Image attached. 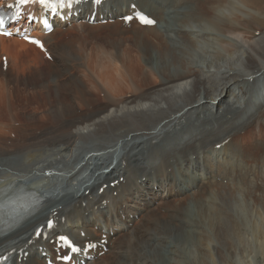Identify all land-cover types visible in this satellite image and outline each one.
Masks as SVG:
<instances>
[{"label":"bare ground","instance_id":"6f19581e","mask_svg":"<svg viewBox=\"0 0 264 264\" xmlns=\"http://www.w3.org/2000/svg\"><path fill=\"white\" fill-rule=\"evenodd\" d=\"M5 1L9 0H0ZM131 3L155 23L143 26L133 21L127 31L114 29L125 25L122 17L132 11ZM91 7L88 0L79 3L76 10L85 18ZM263 13L264 0H105L97 6L95 21L100 17L114 20L108 41L112 49L104 42L102 51L108 63L98 53L94 59L87 58V71L96 80L85 71V80L56 82L54 87L69 90V102L63 96H48L42 100L38 113L26 115V122L13 119L12 112H18L10 101H0V107L8 114L6 120L0 119V201L7 194L19 197L25 191L41 199V206L26 215L15 208L0 210V218L15 220L0 227V235L6 227L15 229L0 238V244L15 239L13 244L1 247H13L15 264H44L45 257L54 260V242L51 244L49 238L61 234L76 242L90 241L96 245L88 252L93 257L86 264H165L167 261L157 251L166 250L173 258L182 257L169 242L182 246L185 235L196 236V242L204 246V254L212 257L208 247L211 238L203 230H194L196 224L190 223L187 202L194 204L197 216L220 244L211 246L218 261L225 262L221 248L233 257L251 253L252 245L253 251L264 257V199L259 196L264 191V153L261 146L245 151L253 139L264 144V83L256 86L257 78L264 80V19L260 18ZM164 15L170 20L164 19ZM157 22L163 23L159 27L164 30L156 26ZM62 27L57 22L54 30ZM53 31L43 35L35 28L33 33L41 37L44 50L54 55L57 47L50 40ZM126 32L139 41L138 53L114 58V37ZM12 43L20 46L21 52L16 53L17 47ZM129 48L135 50V46ZM151 50L156 54L155 60L148 54ZM0 51L14 64L41 53L34 44L14 35L0 36ZM200 51L213 57L205 67L193 65L195 52L202 55ZM56 58L58 62L53 66L66 62ZM221 59L226 63L224 68L217 65ZM60 69L66 68L57 70ZM1 80L5 83L6 79ZM2 82L0 85L6 88ZM230 95L243 100L247 96L250 100L236 110L233 105L237 101H227ZM64 96L68 97L67 92ZM52 99L58 104H52ZM203 108L205 112L200 117L199 110ZM192 117L197 119L196 124H191L198 132L190 131L186 123ZM183 142L178 150L176 145ZM173 145L176 147L159 154V150ZM12 154L23 158L17 159L18 163L5 159ZM48 154L55 160L46 159ZM210 155H220V159L212 162ZM221 160L224 164L218 166ZM140 161L148 162L152 168L142 170L136 165ZM181 163L200 176L179 180ZM248 163L251 169L243 171ZM259 177L262 183H253V178ZM111 183L114 185L110 186ZM74 184L76 187L72 188ZM145 184L149 190L154 186L157 192L164 190L162 208L167 213L162 214L157 208L145 219L139 210H132L134 207L127 204L143 195ZM130 213L141 217V221L129 218ZM50 218L54 226H43L35 236L33 228ZM147 221L154 223V228L147 227ZM188 225L191 228L187 229ZM117 226L130 228L128 233L132 237L114 240ZM139 230L143 231L141 236ZM126 242L131 248L126 246L120 254V247ZM104 247L106 251L97 258ZM146 247L151 251H145ZM133 248H138L140 255ZM42 251L46 252L44 258H40ZM148 258L152 262L148 263ZM168 264H181V258L169 259ZM201 264H206L205 259Z\"/></svg>","mask_w":264,"mask_h":264},{"label":"rangeland","instance_id":"374dc122","mask_svg":"<svg viewBox=\"0 0 264 264\" xmlns=\"http://www.w3.org/2000/svg\"><path fill=\"white\" fill-rule=\"evenodd\" d=\"M263 15H264V13L260 16L261 19H264ZM164 19L170 20L165 15H164ZM113 21L114 20L111 19L105 23H91L90 24V23H86V19H82L81 16L74 17V19L71 20V22L63 24V27L60 30H56L50 35V40L53 42V45L57 47V50L55 49L56 51H55L54 55L50 51H49V56H46L45 54L40 53L39 55H36L34 57L29 58V60L26 59L24 62L21 61V64H19V63L14 64L13 60L12 61L8 60L9 58H6V56L4 54H1L2 52L0 51V70L3 72V74L0 76V82H2V80H1L2 77L4 80L6 79L5 83L2 82L4 85H6V88H4L2 85H0V101H5V102L10 101L12 103V106L18 112V113L12 112L13 119H21V121L26 122L25 119L28 118V117H26V115L28 116V114H30L31 112L38 113L37 109H39V107L42 105V100H45V98L48 96H50L48 99H50L51 97L53 99L60 98L63 96L62 98L64 99V101L69 102V99H71V96H70L69 90H65V88H67V87H65L64 89H60L57 86L54 87L53 84H55L56 82L57 83H59V82L71 83V82H74V80H85V75H86L85 71H87V69H89L88 67H86L87 58L94 59V56L96 53H98L100 55V57L103 60L105 59V61H106V57L103 54L104 52L102 50H103L104 42H105V45L108 49H110V50L112 49V45H108V41L111 39L110 36L113 33V29H112ZM161 24H163V23L157 22L156 25H157V27H159ZM133 25H134V23L130 22V24L128 23L125 25H119L118 27H113V28L114 29L118 28L119 30L127 31ZM159 28L161 30H164L163 26H161ZM198 29H200V28H198ZM205 31H206V29H205ZM210 31L211 30L208 29V32H210ZM161 32H164V31H161ZM123 35L124 36L117 35L114 37V41H113V43H115V51L114 52L116 54V55H114V58L117 57V59H121V58H124L126 56L130 57L129 55H133L135 53H138L137 47L140 44L139 41L134 36L129 34L128 32H126ZM168 35L170 36L169 33H168ZM172 35H176V34H172ZM163 37H164V39L167 38V36H165V35H163ZM63 44H65L63 46L65 48V50H64L65 53L62 50ZM12 45H13V47L16 46L14 43H12ZM199 45H201V44H199ZM129 46H135V50H131V48H129ZM19 47L20 46L17 47L18 51L15 50V51H17L16 53L21 52V48L19 49ZM26 47H28V44H26ZM29 47H30V45H29ZM208 50H211V47H208ZM175 52L177 54L178 50H175ZM72 53L75 54V56ZM91 53H94V54L92 55ZM197 53L198 52H195V62L193 65H202L203 67H205L206 63L211 62L209 60H211V58H213L211 55L206 54L204 52H201L202 55L197 54ZM148 54H152L153 60L156 59V54L153 50H151ZM55 55L61 57V58H59V61L61 59H64L66 62H64L60 65H57V67L53 66L52 64H54V62H58V58L55 59V57H56ZM71 56H73V57H71ZM204 57H206L205 61L203 60ZM49 65L51 66L50 68H49ZM217 65L224 68L226 66V63H225L224 59H221L217 62ZM9 67H11V68H10V71H8V73H7V69ZM152 67L154 69L156 67V64L154 61L152 62ZM59 68H66V69H60V72H59V70H57ZM155 71H156V69H155ZM90 72L91 71H87L90 78L93 80H96V77L94 76V74L90 73ZM13 75H15V76H13ZM13 77L17 80H14ZM23 80H27V81L23 82ZM257 80H259V82L256 86L262 85L264 83V80H260V78H257ZM50 81H52V82H50ZM67 81H69V82H67ZM40 84H42V85H40ZM48 84H50V85H48ZM46 87H48L47 90H46ZM61 92H63V94L60 95L59 93H61ZM66 92L68 94V97L64 96V93H66ZM254 92H256V93L259 92L258 87L254 90ZM198 97H199V95L197 96V98ZM53 99L51 100V103L52 104H58V101H56V103H55ZM99 99L101 100L100 96H99ZM227 99H228L227 100L228 102L229 101L232 102L234 100L237 101L233 105V108H235L236 110H240V109L244 108L246 106L247 101L250 100L249 97H247V96H246L245 100H243L241 96L234 97L231 95L227 96ZM202 101H203V99L200 100V102H202ZM238 102H240V103H238ZM25 105H29L30 107H26ZM204 109L205 108H203L202 110H199L200 113L198 115L200 117H202L203 113L205 112ZM78 113H79V111H78ZM7 116H8L7 112L3 111L2 108L0 107V119L6 120ZM226 117L229 118V116H226ZM191 121H192V123L196 124L197 119L192 117V118H188L186 120L187 125H190V131L198 132V129H195V126L194 127L192 126ZM30 123L33 124L34 120L33 121L31 120ZM184 125H185V123L183 124V126ZM182 129H184V128H182ZM30 133H31V136H33L34 133H32V132H30ZM37 133L38 132H35V134H37ZM16 135H18V134H16ZM178 138H179V135H178ZM30 139H31V137H30ZM171 141L172 140H170L169 143H171ZM185 142H183V144L180 143V144L176 145V146H179L178 150H180V148L184 145ZM249 144L250 145H248L246 147L245 151L251 152V149L254 146H261L262 153H264V144L256 143L254 141V139ZM81 145H82V143H81ZM176 146L173 145V146L169 147L168 149L159 150L161 152L159 154L162 155L165 151L172 149ZM217 149H219V146L217 147ZM246 155H248V154H246ZM22 158L23 157L21 155L12 154V155L6 157L5 159L6 160L8 159L9 161L14 162V163L15 162L18 163L17 159H22ZM45 158L46 159L48 158L49 160L52 159V161L55 160V158H50L49 154L46 155ZM217 159H220V155L218 157H212L210 155V157H209V160L212 162L216 161ZM239 161L241 164H243V162H244L242 159ZM223 164H224V161L221 160V162H219L218 166L223 165ZM136 165L138 167H140L142 170L144 168H147V169L152 168V165H149L148 162L140 161L139 165H138V163ZM179 167H180L179 168V173H180V179L179 180H181L182 177L187 179L188 176L190 177V179L194 180V179L198 178V176H200L199 172H195V174H194L192 172L193 170L191 169V167H189L188 169L186 168V166L184 167V163H181V165ZM240 167L242 168V165ZM249 167H250V164L249 165L245 164L243 166L242 170L246 171V169H248ZM120 168H124V167H119V169ZM175 168H178L177 165H175ZM250 169L251 168H249L248 170H250ZM105 178L103 180L107 181ZM141 179H142V181L145 180L144 178H141ZM149 182H150V180H147V183H149ZM254 182L256 184L262 183V181L260 180V177L256 178V179L253 178V183ZM99 184L102 185V181ZM218 184H220V183H218ZM146 185L147 184H145V188L143 190V195L140 196L139 198H136L135 201H127V204L134 207L132 210H135V209L139 210L138 212H140V214L145 219L149 216L148 215L149 212L153 211V210L157 211L159 209L158 210V212H159L161 209L160 212L162 214L167 213V211L163 210V208H162L163 201L165 200V198H163V194H162L164 192V190L157 192V187H155V186H154V189L149 190L148 188H146ZM253 186L254 185L252 184L251 187H253ZM146 192H147V194H146ZM259 196L264 199V191H263V193H260ZM208 200L209 199H207L206 201H208ZM189 203L187 202V205H185V206L189 210L188 215L191 219L190 223L196 224V227L194 228V230L198 231L197 233H201V231L203 230L204 232H206V234H208L210 236L212 242H210L208 247L211 251L210 256H212L213 258L207 257L204 254L205 253L203 250L204 246L201 244V242H196V238H197L196 236H192V237L189 236L188 237V235H185L183 237V241L181 242V243H183L182 246L179 244H176V242H174V243L169 242L171 245H173V248L177 247L176 249H177L178 253L180 255H182V257L173 258V254H169V252H167L166 250H158L157 251L161 255V257H163L165 259V261H167V262H165V264L169 263V259L173 261V259H176V258H178V259L181 258V264H201L202 259H205L206 264H248L247 263L248 261H250L252 264H264V257L261 255H258L255 251H253L254 250L253 245L251 246V253L249 252L247 254H241V255L236 254V256L234 255L233 257H231V255L228 253L227 249L221 248L220 250L222 251L225 262L222 263V262L218 261L217 257L215 256V254L211 250L212 249L211 246L218 247L220 244H218V242L214 238L213 231H210L208 229L207 225L203 224L202 219L200 220L198 217L199 215L197 216V210H196V207L193 206L194 204L193 203L189 204ZM143 209H145V210H143ZM134 217H135V222H137L138 220L141 221V217L139 219L138 216H136V215L133 216L132 213L129 214V218H134ZM166 220L169 221V219H167V217H166ZM139 223H137V224H139ZM201 224L203 227H199V225L201 226ZM146 225H147V227L154 228V223L147 221ZM129 227L131 228L132 225ZM187 227H188L187 229L191 228L190 225H188ZM117 228L118 229H116V234L113 236L114 240H116L117 242H120L122 240V237H127V238L132 237V234L128 233L131 230L130 228H128V229L123 228L122 229L121 226L120 227L117 226ZM137 233L139 236H141L143 234V231L139 230V232L137 231ZM82 235H83V232L81 233V236ZM245 239L248 242H250V240H249V238H247V236L245 237ZM170 240L171 239H169V241ZM134 243H136V242H134ZM156 244H157V241L154 240V245H156ZM117 245H118V243H117ZM128 245L131 248V245L128 242H126L125 245L124 244L121 245V247H120L121 253L120 254H123L122 252L126 249V246H128ZM133 250L135 251V254L140 255V253H139L140 251L138 248H133ZM148 250L151 251L150 248L146 247L145 251H148ZM248 250H249V248H248ZM103 251H105V250H103ZM115 252H113V254ZM102 255L103 254L100 253L97 258L101 257ZM182 258H183V260H182ZM147 261H148V263L150 261L152 262V258L151 259L148 258ZM244 261H247V262H244ZM118 262L120 263V261H118ZM44 264H45V261H44ZM154 264H157V263H154Z\"/></svg>","mask_w":264,"mask_h":264},{"label":"snow or ice","instance_id":"6c2138e0","mask_svg":"<svg viewBox=\"0 0 264 264\" xmlns=\"http://www.w3.org/2000/svg\"><path fill=\"white\" fill-rule=\"evenodd\" d=\"M81 2H82V0H67V3H66V0H17V3L15 6L17 9H19L21 5L39 4V5L43 6L45 9H51L53 12H55L57 7H59V8H64V7L72 8L74 4L78 5ZM94 2L100 3V0H94ZM20 15H21L20 11H17L16 14L12 18L17 19L20 17ZM138 15H139V19L141 20L142 23H145V24H154L155 23L154 20L144 16L143 14H138ZM28 19L33 20L35 18L33 16L29 15ZM126 19L130 20L132 18L127 17ZM4 22H5V18L2 15H0V28H3ZM43 24L45 27H47L49 30H51L49 22L47 19L43 20ZM17 31H19V29H17ZM0 34L11 35L12 33L5 31V32H0ZM25 39L43 47L41 42L34 37H30V36L26 35ZM49 224L51 225V222H49ZM61 240L70 243L69 241H67V238H65V237H61ZM87 247L92 248V247H95V245L94 244H88ZM72 250L74 252L80 251V249L77 247H73Z\"/></svg>","mask_w":264,"mask_h":264}]
</instances>
